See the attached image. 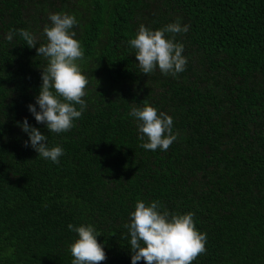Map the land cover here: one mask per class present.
I'll return each instance as SVG.
<instances>
[{
	"label": "trees",
	"instance_id": "obj_1",
	"mask_svg": "<svg viewBox=\"0 0 264 264\" xmlns=\"http://www.w3.org/2000/svg\"><path fill=\"white\" fill-rule=\"evenodd\" d=\"M50 12L77 19L88 79L86 109L60 134L26 107L47 61L2 39L25 28L44 42ZM177 18L185 70L140 73L128 39ZM143 99L173 118L166 151L140 146L127 113ZM23 117L64 148L58 164L24 146ZM138 199L194 213L207 241L192 264H264V0H0V264H71L69 223L101 233L98 264H130Z\"/></svg>",
	"mask_w": 264,
	"mask_h": 264
},
{
	"label": "clouds",
	"instance_id": "obj_2",
	"mask_svg": "<svg viewBox=\"0 0 264 264\" xmlns=\"http://www.w3.org/2000/svg\"><path fill=\"white\" fill-rule=\"evenodd\" d=\"M48 23L43 26L44 42H39L37 33L21 28L9 29L2 39L12 42L15 36L23 40L29 48H35L36 55L47 61L41 69L34 103L27 104V111L37 124H42L46 132L56 134L69 131L87 107L83 97L88 84L81 61L84 49L77 38L74 26L78 21L72 13L50 12ZM189 25L181 24L177 18L162 27L153 29L143 23L138 25L134 36L127 41L140 69V73L150 74L156 69L160 73L175 77L185 70L187 57L184 44L176 39V34L185 33ZM142 103L130 105L128 116L136 124L140 146L155 151H166L177 139L173 118L146 99ZM27 139L25 147L32 148L37 155L54 164L60 162L64 148L60 144H50L40 128L33 126L27 117L16 122ZM128 230V250L130 264H192L196 257L206 251L207 234L197 229L194 213L169 212L159 200L135 201L134 209L125 224ZM67 228L76 233L68 246L71 264H98L106 260L101 234L91 223L73 225Z\"/></svg>",
	"mask_w": 264,
	"mask_h": 264
}]
</instances>
